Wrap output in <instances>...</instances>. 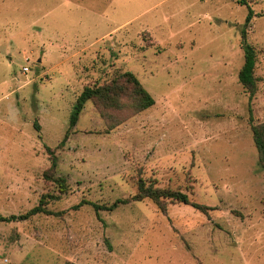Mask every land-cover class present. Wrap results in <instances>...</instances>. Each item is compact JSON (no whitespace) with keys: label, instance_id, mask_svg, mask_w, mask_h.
Here are the masks:
<instances>
[{"label":"rangeland","instance_id":"rangeland-1","mask_svg":"<svg viewBox=\"0 0 264 264\" xmlns=\"http://www.w3.org/2000/svg\"><path fill=\"white\" fill-rule=\"evenodd\" d=\"M125 71L155 104L89 100L70 127L83 89ZM261 122L264 0H0V214L49 194L0 221V264H264ZM141 177L208 209L136 200Z\"/></svg>","mask_w":264,"mask_h":264},{"label":"trees","instance_id":"trees-1","mask_svg":"<svg viewBox=\"0 0 264 264\" xmlns=\"http://www.w3.org/2000/svg\"><path fill=\"white\" fill-rule=\"evenodd\" d=\"M239 2L242 4H247V0H239ZM253 15L254 13L251 9L247 17L245 27L242 30L245 61L239 72V81L250 92L251 98L254 97L257 92V78L255 76L257 51L255 47L249 44L247 41L246 26L252 20ZM126 96L131 99L130 105L134 108L135 112L145 110L155 104V98L143 85L136 74H134L132 71H125L124 73L115 77L110 83L95 87L87 86L83 89L81 94L78 96L75 108L71 114L70 127H74L78 123L80 114L89 100H94L99 106L104 108L106 107L120 109L125 106L124 98ZM252 129L254 141L259 152V162L264 172V122L253 124ZM68 135L69 130L67 131L61 145L66 142ZM48 150L50 151L53 160L51 169L54 170L58 164L57 157L50 147H48ZM55 181L59 184L61 191H67V181L64 177L55 178ZM48 195L49 194H44L41 198L40 204L29 210L27 213L12 214L10 216L0 214V221L11 222L26 220L33 215L46 211L44 203ZM145 198H151L152 200L157 202L164 210L167 207V203L164 202V199H174L187 204H192L193 206L203 211H206L208 209V206L204 204L192 202L188 194L182 191L161 188L155 186L154 183L148 184L147 180L141 177L139 179V194L135 195L134 199L143 200ZM121 202L126 203L127 200H117L113 205L109 207L102 206L96 203H93V205L95 206L96 211L99 212L101 208L114 209ZM65 264L77 263L67 261Z\"/></svg>","mask_w":264,"mask_h":264}]
</instances>
